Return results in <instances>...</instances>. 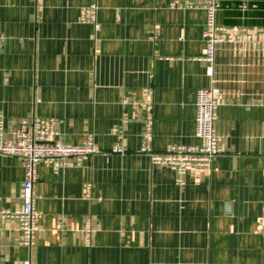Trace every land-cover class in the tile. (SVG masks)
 I'll list each match as a JSON object with an SVG mask.
<instances>
[{"label": "crops", "instance_id": "crops-1", "mask_svg": "<svg viewBox=\"0 0 264 264\" xmlns=\"http://www.w3.org/2000/svg\"><path fill=\"white\" fill-rule=\"evenodd\" d=\"M216 1V23L250 37L217 45L211 79L203 0H0L1 139L53 118L64 143L92 134L99 149L36 165L34 243L20 245L17 219L0 214V264H264V0ZM92 3L97 30L80 20ZM211 85L223 152L179 186L172 166L140 151L145 89L149 145L163 151L200 144L196 91ZM23 180V160L0 155V210L21 205Z\"/></svg>", "mask_w": 264, "mask_h": 264}, {"label": "built area", "instance_id": "built-area-1", "mask_svg": "<svg viewBox=\"0 0 264 264\" xmlns=\"http://www.w3.org/2000/svg\"><path fill=\"white\" fill-rule=\"evenodd\" d=\"M205 11V24L202 36L206 44V54L201 59L206 63L205 74L213 78L214 56L217 45L223 43L240 42L249 38L250 34L244 27L231 28L216 23V0H203ZM245 8V5L242 6ZM96 3H92L81 9L80 20L90 21L94 29L99 25L96 20ZM147 97L144 99L146 115L144 119L143 135L147 143L140 149L149 156L151 164L169 165L174 168L175 182L177 185L184 184V176L190 166L208 167L211 160L223 152L219 137L215 130L216 109L218 106L216 89L209 87L199 88L195 99V135L200 139L198 145L172 144L163 151H153L149 141L152 138L153 122V99L151 88H146ZM3 129L0 121V155L15 156L23 160L24 180L20 198L22 203L14 210L1 209L0 214L17 219L19 224V244L29 250L34 243L36 231L39 229L37 219L39 213L35 209L36 199L35 182L37 180L36 165L40 162L50 164L56 170L78 162L88 154L99 151L96 147L92 134L88 135L82 143L69 145L60 138V132L53 118H38L30 123L22 122L12 130L13 139L3 141ZM113 151L123 152L121 147H114ZM91 184H86L87 195L90 193ZM84 242L91 244L93 232L91 216L84 219L83 228ZM260 234L264 240V202ZM21 264H30V256L21 261Z\"/></svg>", "mask_w": 264, "mask_h": 264}]
</instances>
